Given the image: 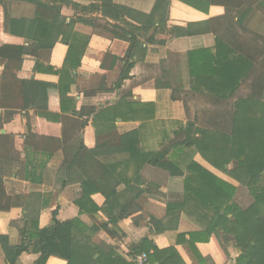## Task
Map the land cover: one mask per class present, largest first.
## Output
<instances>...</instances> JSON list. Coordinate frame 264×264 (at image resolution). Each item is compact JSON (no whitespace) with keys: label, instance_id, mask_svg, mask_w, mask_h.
I'll use <instances>...</instances> for the list:
<instances>
[{"label":"crops","instance_id":"crops-1","mask_svg":"<svg viewBox=\"0 0 264 264\" xmlns=\"http://www.w3.org/2000/svg\"><path fill=\"white\" fill-rule=\"evenodd\" d=\"M57 1L61 5V15L67 20L69 32L66 38L70 44H76V49L80 51L89 38L88 46L82 55L81 66L72 72L73 76L68 72L61 75L69 54V46L62 42L63 37L52 50L41 51L38 57L25 56L22 68L17 73L19 81H37L58 87V98L56 101L51 99L49 106H60L61 120L55 113L49 114L54 118H42L41 115L47 113L32 109L21 111L23 97L18 86L4 87L0 73V103L5 107V114L0 118V204H16L9 211H0V237L8 239L9 246L20 245V230L24 228L26 216L24 206H31L35 215L43 204H47L39 217V229L49 228L53 224L54 214L60 222L79 219L85 226L82 236L87 237L90 245L101 248L105 253L114 252L127 264H138L134 261L137 255L134 256L133 251L145 240L159 250L175 249L174 257L169 253L158 255L153 264H237L240 252L235 246V238L225 231L222 223H218L219 215L213 209L199 206L189 198L179 214L168 212L166 203L174 199L169 194L171 181L169 174L160 168L142 164H132L130 169L119 168L115 178L119 177L121 184L116 194L108 201L102 193H93L87 213H80L73 203L72 193L60 194L55 190L57 173L64 163L66 152L74 155L80 141H84L89 150L96 148L97 135L102 131V126L109 123L98 117L103 108L120 107L124 102L134 104L135 111L125 116L127 121L118 120L117 124L121 128L124 126L125 131L139 129V149L149 158L172 141L175 132L187 122L196 119L197 126L203 129L209 124L205 112L215 111L216 108L226 111L230 107L228 104H214L204 84H196V93L191 91L189 84L184 90V101H174L169 88H156L157 81L162 77L161 62L169 60L170 51H173L170 61H185V54L174 52L170 46L186 42L198 46L202 44L198 41L202 40L196 37H176L174 29L222 18L226 15V9L211 6L207 12H203L183 0H172L167 25L145 31L139 30L141 24L137 21L143 18L139 13L151 14L157 0ZM118 7L128 8L134 14L132 17L120 15L117 18L116 13H121ZM16 13L20 17H31L35 8L20 5ZM232 22L264 38V15L256 8L244 6L236 10ZM240 29L237 28L238 33H242ZM116 34L126 38L134 35L136 38L129 58H125L129 42ZM29 44L35 42L29 41ZM176 54L177 58L174 57ZM128 63L134 64L130 77L119 89H115ZM68 82L71 87L64 90ZM259 90L264 93V81ZM250 91L251 82L245 83L239 95L246 96ZM3 98L6 102L2 101ZM137 107L141 111H137ZM93 109L97 110L93 115L79 118L77 122L73 119L75 111L84 110L83 113H86ZM64 116H70L69 120ZM27 137L29 149L26 148ZM43 148L53 152V155L41 172L36 167H41L45 156L41 152ZM113 155L128 156L117 151ZM168 159L178 164L186 174L189 164L195 162L238 191L242 189L240 183L214 167L197 149L171 150ZM232 168L233 165H230L229 169ZM129 185L132 192L127 189ZM245 202L241 200L242 207ZM250 202L248 198L247 206ZM129 203L134 208L138 207L137 212L114 222L119 208ZM104 226L115 234L110 235ZM96 254L94 259L99 257ZM150 254L153 252L150 251ZM40 258V253L25 252L20 255L17 264H38ZM0 264H8L1 241ZM46 264H68V261L51 256Z\"/></svg>","mask_w":264,"mask_h":264},{"label":"trees","instance_id":"trees-1","mask_svg":"<svg viewBox=\"0 0 264 264\" xmlns=\"http://www.w3.org/2000/svg\"><path fill=\"white\" fill-rule=\"evenodd\" d=\"M183 1L203 12H207L211 6H221L226 9V15L174 29L176 37H196L202 40H198L202 44L198 46L186 42L170 46L174 52H183L181 55L185 54V61H170L173 52L170 51L169 60L161 62L162 77L157 81L156 88H169L173 92V100L182 101L186 96L184 90L189 84L193 93H196V84H204L210 93L208 97L214 104H228L230 107L226 111L216 108L215 111L205 112L209 124L203 129L197 126L196 119L187 122L175 132L172 141L149 158L139 149V129L125 131L124 126L121 128L117 124L118 120L127 121L125 116L130 111H135L134 104L124 102L120 107L103 108L98 117L109 123L104 124L97 135L96 148L89 150L84 141H80L74 155L66 152L64 163L57 173L55 190L60 194L72 193L73 203L80 209V213H87L93 193H102L108 201L116 194V189L121 184L119 177L115 178L119 168L130 169L132 164L160 168L169 174L171 181L169 194L174 199L166 203L170 214H179L189 198L199 206L213 209L219 215L218 223H222L225 231L235 238V246L240 252L237 264H264V93L259 90L264 81V72L260 71L264 70V38L232 22L233 13L244 6L256 8L264 15V0ZM171 2L172 0H157L151 14L139 13L143 17L137 21L141 24L139 30L165 27L169 21ZM59 3L57 0H0V73L4 87L18 86L23 97L21 111L32 109L47 113L42 114V118L56 116L61 120L60 106H49L51 99L56 101L58 98L57 86L17 79L25 56L38 57L41 51L52 50L61 37L62 42L69 46L61 75L68 72L73 76L72 72L81 66L89 38L80 51L76 49V44H70L66 38L69 32L67 20L61 15ZM20 5H31L35 8L34 15L20 17L16 13ZM117 9L121 10V13H116L117 18L120 15L132 17L134 14L125 7ZM237 28H241L243 34L238 33ZM116 35L129 42L125 55V58H129L135 48L136 38L134 35L132 38ZM29 41H34L35 44H29ZM177 55L174 57L177 58ZM133 66V63L127 64L126 72L120 76L115 89H119L129 79ZM249 82L251 91L246 96H240L241 88ZM70 87L68 82L64 90H69ZM2 101L6 102L4 98ZM0 104L5 110L3 104ZM83 111H75L73 119L76 121L91 116L97 110H88L86 113ZM137 111L141 109L137 107ZM51 113H55V116L49 115ZM4 114L5 112L0 118ZM197 135L200 137L197 138ZM28 139L27 137V149ZM184 148L197 149L214 167L240 183L242 189L238 191L195 162L189 164L186 174L178 164L168 159L171 150ZM114 151L127 153L128 156L116 157L113 155ZM41 152L45 156L41 167L36 169L42 172L53 152L47 148H43ZM29 157L28 152V160ZM230 165L234 167L231 170ZM113 179L115 181L112 182ZM127 189L132 192V186L129 185ZM241 191L251 200L247 207H242L238 202ZM147 194L151 195L150 192ZM15 205L0 204V211H9ZM30 207L24 206L26 216L24 228L20 230V245L9 246L6 241L8 239L0 237L8 264H17L22 253L31 251L41 254L38 264H46L51 256L64 258L68 264H127L114 252L105 253L101 248L90 245L87 237L82 236L85 226L79 219L60 222L54 214L53 224L49 228L39 229V217L47 204H43L35 215ZM137 210L138 207L134 208L131 203L121 206L114 222L130 217ZM104 229L112 236L115 234L106 226ZM143 253L147 254L145 264H153L158 255L169 253L175 256V249L159 250L145 240L134 249L133 255ZM95 254L99 255L97 259H94Z\"/></svg>","mask_w":264,"mask_h":264},{"label":"built area","instance_id":"built-area-1","mask_svg":"<svg viewBox=\"0 0 264 264\" xmlns=\"http://www.w3.org/2000/svg\"><path fill=\"white\" fill-rule=\"evenodd\" d=\"M4 109L2 105L0 104V116L3 115ZM134 261H136L138 264H145L147 262V256L145 254L137 255L134 257Z\"/></svg>","mask_w":264,"mask_h":264},{"label":"rangeland","instance_id":"rangeland-1","mask_svg":"<svg viewBox=\"0 0 264 264\" xmlns=\"http://www.w3.org/2000/svg\"><path fill=\"white\" fill-rule=\"evenodd\" d=\"M241 200H245L247 202L248 198L244 195V193L241 191L238 195V202L241 204ZM243 203L244 207L247 206V203Z\"/></svg>","mask_w":264,"mask_h":264}]
</instances>
